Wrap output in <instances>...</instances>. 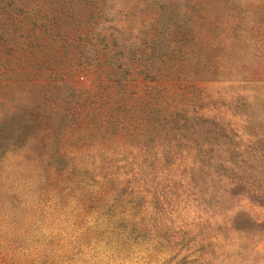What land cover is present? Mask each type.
I'll return each instance as SVG.
<instances>
[{
	"label": "rangeland",
	"instance_id": "obj_1",
	"mask_svg": "<svg viewBox=\"0 0 264 264\" xmlns=\"http://www.w3.org/2000/svg\"><path fill=\"white\" fill-rule=\"evenodd\" d=\"M37 1L0 0V264H264V0ZM185 28L215 74L144 78Z\"/></svg>",
	"mask_w": 264,
	"mask_h": 264
},
{
	"label": "trees",
	"instance_id": "obj_2",
	"mask_svg": "<svg viewBox=\"0 0 264 264\" xmlns=\"http://www.w3.org/2000/svg\"><path fill=\"white\" fill-rule=\"evenodd\" d=\"M43 0H38L37 5L34 7H41V3ZM92 5L93 2L87 0ZM76 0H55L54 5L50 9L51 15L53 12L60 13L67 8H71L74 6ZM169 2H175V0H169ZM176 2H179L176 0ZM99 3V2H98ZM97 3V4H98ZM184 6L192 7L197 9L198 7H209L213 9H218L219 7H226L227 5H231V2L227 0H186L185 3L181 1ZM166 5H176L179 6L180 4L177 3H164L160 5L161 7H166ZM182 7V6H181ZM228 8V7H227ZM29 11H35V8L28 9ZM29 13V12H28ZM70 14H66L62 16L61 19L63 20ZM188 17V16H186ZM236 24L241 28L242 22ZM252 29L253 36L255 38V43L259 44L260 47H264V15L261 13L257 15V19L253 20L248 29ZM215 29H219V26H215ZM187 30V31H186ZM62 27L59 24H56V21H49L45 23H40L39 28L37 31H30L33 35L41 34L43 38H45V47H49L50 43H55V47H57V36L61 35ZM189 29L185 28V31L175 33L174 40L169 43L167 52H161V43H159L158 35H153L151 41L148 43V50L144 53L147 56L145 61H141L142 68L139 69L138 72H142L145 74L144 78H147L151 81H159V80H186V77L191 74H197L200 72V67H204L205 73H212L215 74L216 71L212 69H207L210 65L211 58L216 56L215 54H206L198 52L200 49L204 48L205 45L201 43H195L194 38L192 35L189 34ZM229 36H233V41L239 42L237 37V32L233 31L230 33L225 31ZM229 37V38H231ZM232 41V42H233ZM191 45V47H190ZM193 45H197L194 46ZM43 46V47H44ZM35 53V49L33 44L30 45L28 48V54L31 59H29V63L31 67L35 66V59H33V54ZM55 61L58 63L57 57H54ZM39 60V59H38ZM82 67L81 63L75 64L69 71L64 73L58 70V66H55L51 71L50 75L54 77L65 76V79H68L74 75L77 71H79ZM227 72V71H226ZM226 74V73H223ZM56 80V79H55Z\"/></svg>",
	"mask_w": 264,
	"mask_h": 264
}]
</instances>
